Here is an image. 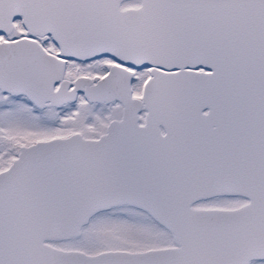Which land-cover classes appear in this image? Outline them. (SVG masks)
<instances>
[{"label": "snow or ice", "instance_id": "6c2138e0", "mask_svg": "<svg viewBox=\"0 0 264 264\" xmlns=\"http://www.w3.org/2000/svg\"><path fill=\"white\" fill-rule=\"evenodd\" d=\"M0 264H264V0H0Z\"/></svg>", "mask_w": 264, "mask_h": 264}]
</instances>
